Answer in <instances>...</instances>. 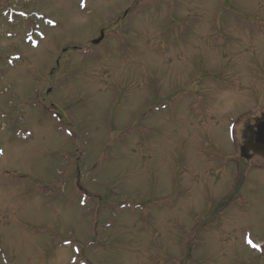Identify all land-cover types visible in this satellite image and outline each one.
Segmentation results:
<instances>
[{
  "label": "rangeland",
  "instance_id": "rangeland-1",
  "mask_svg": "<svg viewBox=\"0 0 264 264\" xmlns=\"http://www.w3.org/2000/svg\"><path fill=\"white\" fill-rule=\"evenodd\" d=\"M260 118L264 0H0V264H264Z\"/></svg>",
  "mask_w": 264,
  "mask_h": 264
},
{
  "label": "water",
  "instance_id": "water-1",
  "mask_svg": "<svg viewBox=\"0 0 264 264\" xmlns=\"http://www.w3.org/2000/svg\"><path fill=\"white\" fill-rule=\"evenodd\" d=\"M100 39L95 41V43H98ZM248 149H251L255 153L264 154V120L256 124L255 131L248 142Z\"/></svg>",
  "mask_w": 264,
  "mask_h": 264
},
{
  "label": "snow or ice",
  "instance_id": "snow-or-ice-1",
  "mask_svg": "<svg viewBox=\"0 0 264 264\" xmlns=\"http://www.w3.org/2000/svg\"><path fill=\"white\" fill-rule=\"evenodd\" d=\"M84 5L82 4V7H83ZM253 247H256L255 245H252Z\"/></svg>",
  "mask_w": 264,
  "mask_h": 264
}]
</instances>
